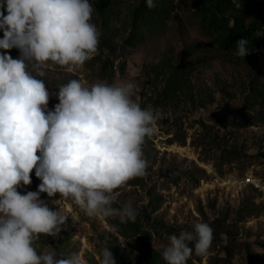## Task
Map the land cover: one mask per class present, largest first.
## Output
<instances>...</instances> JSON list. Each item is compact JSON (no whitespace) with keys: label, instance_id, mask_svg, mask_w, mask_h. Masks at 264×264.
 Masks as SVG:
<instances>
[{"label":"rangeland","instance_id":"374dc122","mask_svg":"<svg viewBox=\"0 0 264 264\" xmlns=\"http://www.w3.org/2000/svg\"><path fill=\"white\" fill-rule=\"evenodd\" d=\"M160 1L166 13L151 21L146 0H89L98 51L73 72L54 67L38 77L52 95L50 110L73 79L85 86L132 82L133 99L159 118L142 144L146 176L116 190L112 204L132 205L135 221L89 217L70 198L41 193L50 210L67 218L56 237L40 236L37 252L54 250L57 258L79 252L85 264H98L108 248L115 264H167L169 237L205 222L213 229L209 254H193L187 264H264V47L250 61L236 57L206 19L217 10L230 25L239 21L255 33L264 24V3L237 0L239 9L233 0ZM6 54L20 57L16 48ZM30 175L32 183L18 188L22 195L41 183L35 169Z\"/></svg>","mask_w":264,"mask_h":264},{"label":"clouds","instance_id":"9594fccd","mask_svg":"<svg viewBox=\"0 0 264 264\" xmlns=\"http://www.w3.org/2000/svg\"><path fill=\"white\" fill-rule=\"evenodd\" d=\"M233 4L240 9L241 2ZM146 5L156 7L154 0ZM93 11L89 0H0V264H85L79 252L67 258L37 252L40 236L56 237L67 218L50 210L41 193L70 198L89 217L136 219L132 205L112 204L116 190L146 176L142 144L159 114L133 99L132 82L85 86L77 79L59 88L50 110L52 95L38 78L54 67L73 72L98 51ZM249 43L237 40L235 55H249ZM13 48L17 59L6 54ZM33 169L41 183L22 195L18 188L32 183ZM212 241L210 225L197 222L171 235L162 256L167 264H187L193 254L207 256ZM96 259L115 264L108 248Z\"/></svg>","mask_w":264,"mask_h":264},{"label":"trees","instance_id":"16d2710c","mask_svg":"<svg viewBox=\"0 0 264 264\" xmlns=\"http://www.w3.org/2000/svg\"><path fill=\"white\" fill-rule=\"evenodd\" d=\"M262 2L264 3V0H262ZM154 3L156 7L152 9L148 8L147 6H143L146 11L147 18L151 21L159 20V17L166 13L165 4H163L162 1L154 0ZM249 11L251 13H255L254 7L249 6ZM206 19L208 20L207 27L209 29H212V31L215 33H221L219 44L226 50H232L236 52V41L241 38H246L249 40V47L252 48V51L255 53H259L261 48L264 47V36L257 38L255 35L258 31H264V24L260 25L254 33L252 26L245 27L243 24H240L239 21H235L234 24L230 25V22L226 16L219 14L217 10H215L212 14H208ZM251 52L249 55L241 59L245 61L252 60L253 56ZM236 57L238 56L236 55Z\"/></svg>","mask_w":264,"mask_h":264},{"label":"built area","instance_id":"2783aa9c","mask_svg":"<svg viewBox=\"0 0 264 264\" xmlns=\"http://www.w3.org/2000/svg\"><path fill=\"white\" fill-rule=\"evenodd\" d=\"M216 181H219L218 178L215 179ZM243 183L248 184V183H252L254 182L253 177H243V179L241 180Z\"/></svg>","mask_w":264,"mask_h":264}]
</instances>
